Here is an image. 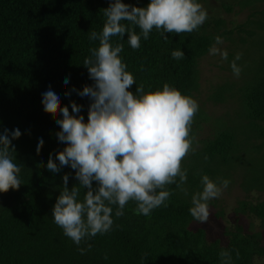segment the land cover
Segmentation results:
<instances>
[{
  "label": "trees",
  "instance_id": "1",
  "mask_svg": "<svg viewBox=\"0 0 264 264\" xmlns=\"http://www.w3.org/2000/svg\"><path fill=\"white\" fill-rule=\"evenodd\" d=\"M257 1L246 0L243 5ZM124 2L145 6L148 0ZM108 5L109 0H0V133L19 128L21 136L12 144L16 162L22 166L20 187L0 193V264H222V250L230 252L233 264H264L263 230L247 231L240 223L248 214L260 219L264 227V200L238 202L236 222L226 230L225 244L220 239L209 240L205 228H194L189 213L191 193L200 188L199 174L231 183L237 177L248 192L264 190V150L256 142L264 140V7L254 13L258 19L249 22L261 32L247 31L249 52L237 61L244 79L223 83L213 94L217 101L236 98L238 106L226 119H216L212 137L197 139L202 123L209 119L205 108L199 107L194 118V151L182 161L188 169L184 187L189 195L168 185L172 195L167 207L153 210L150 216L136 215L135 203L129 202L125 214L115 217L113 206L112 231L91 238L87 243L92 248L84 255L54 223L52 206L63 175H69V188L78 181L70 166L57 173L46 168L49 155L55 159L65 144L56 135L60 128L55 121L61 114L44 111L42 93L57 88L60 106L67 105L71 112V101H75L87 120L90 99L76 90L94 83L82 62L98 43L90 42L88 34L102 30ZM223 24L217 19L212 30L205 22L191 34L166 33L167 41L153 29L147 41L141 38L136 50L128 45L125 33L121 56L137 84L170 82L194 97L200 88V59L217 35L232 34L221 29ZM177 48L185 52L180 61L171 57ZM65 76L68 84L63 83ZM136 87L133 84L131 90Z\"/></svg>",
  "mask_w": 264,
  "mask_h": 264
},
{
  "label": "clouds",
  "instance_id": "2",
  "mask_svg": "<svg viewBox=\"0 0 264 264\" xmlns=\"http://www.w3.org/2000/svg\"><path fill=\"white\" fill-rule=\"evenodd\" d=\"M103 16L102 30L88 34L90 42L98 43L82 62L94 83L76 90L79 96L90 99L87 120L75 101H71V112L67 105L60 106L57 88L50 87L42 93L44 111L58 110L61 114L55 121L60 128L56 135L65 144L55 159L49 155L46 168L57 173L70 166L78 181L69 188V175H63L51 216L81 255L91 250L92 245L87 243L91 238L112 231L113 206L115 217L125 214L129 202L135 203L136 215L150 216L153 210L167 207L172 195L168 185L174 184L185 196L189 195L184 187L188 169L182 161L194 151L196 137L191 129L199 102L170 82L147 87L137 84L121 56L125 33L128 45L136 50L141 47V38L147 41L153 29L167 41L166 33L191 34L209 18L200 0H148L145 6L109 0ZM113 37L117 38L115 42ZM223 44V38L217 35L208 54L228 61L229 53L221 47ZM171 57L180 61L185 52L177 48L171 51ZM241 58L242 53H236L229 62L237 78L242 71L237 64ZM63 83H69L68 76ZM133 84L137 85L135 91L131 90ZM20 136L19 128H5L0 133V193L22 184V166L16 162L12 144ZM42 143L41 139L37 152ZM199 175L200 188L191 193L189 213L192 221L206 222L210 202L220 198L231 181ZM82 242L86 247H80ZM220 257L222 264H233L229 251L222 250Z\"/></svg>",
  "mask_w": 264,
  "mask_h": 264
},
{
  "label": "rangeland",
  "instance_id": "3",
  "mask_svg": "<svg viewBox=\"0 0 264 264\" xmlns=\"http://www.w3.org/2000/svg\"><path fill=\"white\" fill-rule=\"evenodd\" d=\"M246 0H206L201 2L208 11V20L206 21L210 30L213 29L215 20L222 19L224 24L222 30L232 31L223 37L224 44L221 46L227 49L229 53L228 61L221 60L219 56H211L208 53L200 59V88L195 92L194 97L199 106L205 108L209 117L202 123V127L198 132L197 139L212 137L215 132L216 119H226L234 109L238 106L236 98L229 96L225 101L214 100L213 94L216 88L223 83L232 81H242L244 74H240L237 78L233 75L229 62L234 59L236 53L248 55V42L251 39L247 33L253 29L258 32L255 24H249L250 20L258 19L259 15H254L257 10L264 7V1H257L254 4L243 5ZM231 6V10L227 7ZM242 38L247 41L243 42ZM230 95V94H229ZM257 143L263 145L264 140H257ZM246 199L251 202L264 200V190H252L248 192L241 184V179L237 178L231 183L228 189L224 190L222 196L210 202V216L206 222L192 223L194 228L203 227L207 231L209 240L220 239L224 244L227 241L226 230L232 228L235 224V208L240 200ZM240 223L247 231L263 230L260 219L245 214L241 217Z\"/></svg>",
  "mask_w": 264,
  "mask_h": 264
}]
</instances>
